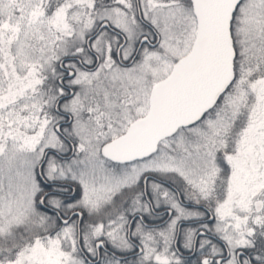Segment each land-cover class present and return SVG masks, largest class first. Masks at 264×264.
Masks as SVG:
<instances>
[{
    "label": "snow or ice",
    "instance_id": "obj_1",
    "mask_svg": "<svg viewBox=\"0 0 264 264\" xmlns=\"http://www.w3.org/2000/svg\"><path fill=\"white\" fill-rule=\"evenodd\" d=\"M0 264H264V0H0Z\"/></svg>",
    "mask_w": 264,
    "mask_h": 264
}]
</instances>
